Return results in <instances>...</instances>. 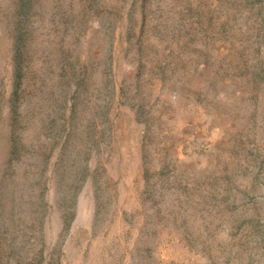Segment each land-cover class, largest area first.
Here are the masks:
<instances>
[{
    "label": "rangeland",
    "instance_id": "obj_1",
    "mask_svg": "<svg viewBox=\"0 0 264 264\" xmlns=\"http://www.w3.org/2000/svg\"><path fill=\"white\" fill-rule=\"evenodd\" d=\"M0 264H264V0H0Z\"/></svg>",
    "mask_w": 264,
    "mask_h": 264
}]
</instances>
